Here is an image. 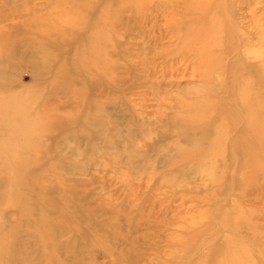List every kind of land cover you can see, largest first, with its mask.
<instances>
[{
	"label": "rangeland",
	"instance_id": "374dc122",
	"mask_svg": "<svg viewBox=\"0 0 264 264\" xmlns=\"http://www.w3.org/2000/svg\"><path fill=\"white\" fill-rule=\"evenodd\" d=\"M123 2L0 0V33L8 38L2 50L12 58L5 79L27 105L41 93L66 114L60 121L47 115L49 132L33 136L38 170L53 162L58 169L46 172L52 184L45 195L66 216L61 234L63 227L52 229L54 252L27 231L17 210L0 207V224L14 228L24 264L228 263L227 244L238 251L233 263L264 264V154L245 148L240 121L230 120L231 113H242L233 91L242 78L233 73L250 76L255 66L264 71V0H210L209 11L195 10L194 0H152L140 14ZM107 9L110 70H94L80 59L71 63ZM167 10L172 16L164 17ZM202 14L213 17L220 34L204 43L206 53L195 61L172 24L181 21L180 31L200 27ZM39 31L48 32L55 60L64 64L61 81L77 97L44 87L48 66L37 68L26 45ZM259 80L264 89V72ZM198 115L228 123L225 154L211 165L176 164L174 144L189 145L177 128ZM249 155L260 159L251 175L244 172ZM29 206L37 217L35 198ZM240 215L246 220L235 227Z\"/></svg>",
	"mask_w": 264,
	"mask_h": 264
},
{
	"label": "bare ground",
	"instance_id": "6f19581e",
	"mask_svg": "<svg viewBox=\"0 0 264 264\" xmlns=\"http://www.w3.org/2000/svg\"><path fill=\"white\" fill-rule=\"evenodd\" d=\"M194 1L195 10L209 11L210 0ZM151 2L152 0H124L122 6L131 7L140 14L147 9ZM167 11L164 17L172 16L170 10ZM107 12L108 9L103 10L98 20H95L91 31L83 39L82 48L80 50L75 49L72 52L70 55L71 63L75 59H80L82 62L87 61V63L92 64L91 68L94 70L108 73L113 61L112 63L110 62V55L105 43L109 33V26L112 22V20L109 21ZM206 17L203 14L198 17L199 23L201 22L200 27L198 25H185L183 31H180L181 21L172 24L173 31L181 47L186 45L184 52L188 53L195 61L203 53H206L203 48L204 43L207 40L209 41V38L212 40L214 33L220 34V29L214 25L215 20L213 17ZM113 22L115 21L113 20ZM39 33V35L30 36L26 45L31 52L30 54L37 58L34 61L37 68L42 69L43 65L48 66L43 71V73L46 72V75L43 76H48L49 79L45 83L43 82L44 87H47L50 91L49 94L52 95L62 91L69 99L77 97V90L70 87V83L61 81L64 73V64L55 60L53 41L50 43L51 39L48 38V32L39 31ZM7 40V36L0 33V191L2 193L0 207L8 210H17L20 223L24 222V225L28 227L27 231L32 230L33 235L42 246L43 244L51 245V253H53L58 239H56L57 236L53 235L52 229L60 226L63 228L59 234L64 231L65 209L60 206L57 211L56 209L54 210L45 195L48 187L52 184L46 179V172H52L57 169V164L55 162L48 163L43 169L38 170L41 165V159L35 158L33 154L37 150L34 135L38 132L45 134L49 132L50 124L47 125L43 122L44 117L47 115H50L56 121H60L66 114L65 112L55 111L49 102L50 99H45L41 93L38 96L34 93L31 98L32 102L38 101L39 105H34V102L27 105L23 94H20L17 88L13 87L14 85L7 82L5 79L6 62L12 59L11 57H6V53L2 50V46ZM192 41L197 43L193 44ZM263 72V67L255 66L250 76L245 75V72L233 73L242 78L240 79L241 85L233 89L234 96L242 105V115L231 113L232 117L230 119L232 121L231 124H236L240 121L241 132L239 136L244 147L255 149L260 154H264V140H262L264 135V110L260 108L261 103L264 102V89L262 81L259 80ZM195 104L196 101L193 106H196ZM176 117L178 118L179 115H176ZM207 119H204L203 115H198L181 122L177 128L180 132V138H184L189 145L182 147L178 143L174 144L178 155L175 163L177 162L184 166H189L190 163L194 162L197 165H211L225 154L228 140V123L220 120L213 124ZM188 129L192 130L190 135L185 133ZM249 156L244 159L246 165L244 172L251 175L255 172V165H260V159ZM247 165H250V167H247ZM200 170H203L205 176L212 177V172L205 167ZM31 198H35L38 203L39 215L35 218L32 217V207L29 206ZM50 210L56 211L52 218L46 216V211ZM237 212L241 211L238 210ZM239 218L241 220H235V227H240L241 221L246 220V217L242 215ZM14 233V228L9 224H0V264H24V260L20 255L21 252L16 249L12 238ZM235 250L237 249L227 244L224 251L229 257V262L222 263L219 260L216 264H235L232 262V258L238 254V251L235 252ZM242 254L244 255V253Z\"/></svg>",
	"mask_w": 264,
	"mask_h": 264
}]
</instances>
